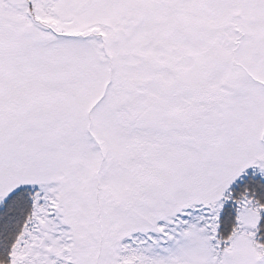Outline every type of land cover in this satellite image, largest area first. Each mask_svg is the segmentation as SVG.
<instances>
[{
  "label": "snow or ice",
  "instance_id": "obj_1",
  "mask_svg": "<svg viewBox=\"0 0 264 264\" xmlns=\"http://www.w3.org/2000/svg\"><path fill=\"white\" fill-rule=\"evenodd\" d=\"M0 264H264V0H0Z\"/></svg>",
  "mask_w": 264,
  "mask_h": 264
}]
</instances>
